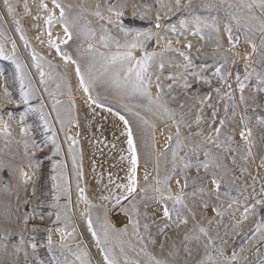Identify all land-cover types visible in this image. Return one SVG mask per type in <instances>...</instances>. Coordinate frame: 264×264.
<instances>
[{
	"label": "rangeland",
	"instance_id": "obj_1",
	"mask_svg": "<svg viewBox=\"0 0 264 264\" xmlns=\"http://www.w3.org/2000/svg\"><path fill=\"white\" fill-rule=\"evenodd\" d=\"M43 2L49 11L59 17L60 10L53 7L52 0H43ZM59 2L70 8V11H66L67 19L77 20V24L71 28L72 39L67 44L60 43L61 40L66 39L61 24L54 23L50 27L45 24L48 12L40 9V0H9L8 5H5L4 0H0V45H2L0 116L3 117L0 122V167H2L0 171V232L7 227L13 233L8 242L7 251H0V264H25V252L29 253L27 264H53L54 257L61 260L67 259L69 264H82V261L77 259V254L81 251L87 253L85 259L88 264H104L101 248L110 251L116 264H153L150 257L168 261V264H185L186 261L187 264H195V260L203 255L204 244L201 242L197 245L194 242L190 245L193 255L189 257L183 251L186 243L183 237L185 232L192 230L197 223L208 229L209 236L214 240L213 248L216 246L223 248L225 255L228 256L235 250L238 253L239 264H245V260L247 264H256L258 258L264 257V243H258L259 234L253 237L249 229L254 227L257 219L264 216V209H257L256 215L250 216L249 220L240 224L243 234L237 235L233 229L237 226V221L241 219L243 212L239 204L247 203L251 207L254 204L251 199L253 188L256 193H259L264 185V167L260 166L261 160L264 159V127L257 125L255 119L249 121L248 126L253 131V146L251 147L252 155L247 156L248 145L239 136L241 127L239 121L245 113V108L239 105L240 93L235 91V76L239 74L243 79L246 63L249 70L253 68L258 72L264 70V63L252 62L259 60L260 56L252 53L247 42L253 41L260 49L261 35L258 32L253 35L243 29L237 31L233 23L232 36L235 47L229 51L230 44L223 25L230 23L225 19V12L228 11L240 19V25L258 28L264 23V9L253 7L249 13L246 9L228 8L229 4L237 5L238 0H223V3H220V0H191L190 9L182 7L177 11L175 0H162L165 5H170L173 9L172 12H167V7L160 8L155 0H128V7L123 16L125 27L137 31L150 30L161 36L167 30L164 27L155 28L159 10L162 17L159 21L161 25H175L177 28L175 34L168 31L169 39L179 46L178 51L186 52L189 57L191 56L188 63L192 66L188 70L184 68L172 70L170 69L172 65L167 66L169 68L164 66L161 71L158 63L154 62L150 68L152 87L149 92L155 99L156 83L162 85L159 103L169 110L168 113H164L154 104L149 105L145 97L121 95L119 90L103 77L92 84L90 91L92 98L106 107L97 108L88 102L89 97L80 87L76 76V65L79 64L83 71L93 62L92 56L88 53L89 44L93 45L97 51L108 55L115 53L117 49L114 45L101 46L99 38L102 35V27H106L108 34L119 39L121 43L125 39L131 40L132 35L125 37L114 24L106 23V20L93 15L99 5V11L106 19L115 20L105 7L106 0H59ZM121 2L123 0H107V3L112 4ZM187 2L188 0H181V5ZM244 2L251 3V0H244ZM25 4L27 11H25ZM133 4L138 6L139 12L143 11L140 5L149 6L145 19H140L139 16L133 18ZM205 4L219 6L212 11H207L204 10ZM8 7L13 9L11 14L7 10ZM196 15L207 19L208 23H212L213 16L217 17L220 28L219 48L216 45L217 34L210 29L201 27L200 33L194 34L196 24L192 17ZM250 15H254L256 19H248ZM181 19L187 21L183 29L179 24ZM15 21L20 22V32L16 30ZM81 29L91 30L95 35L86 39ZM190 34L192 37L189 40ZM21 35L27 40V45L21 39ZM175 35L179 38L175 39ZM50 38L59 45L61 53H66L76 63L65 62L57 50L49 46ZM156 42L154 35L152 40L145 42L143 50L138 48L133 55L139 58L143 51L155 52L158 50ZM189 43L192 47L185 48L184 45ZM13 44H15L14 59L21 65L20 77L24 80L23 88L21 79L17 75L16 64L12 59L6 58L12 57ZM160 52L167 51L161 48ZM33 53L43 59L34 62ZM245 55L250 56L249 61L243 59ZM225 57L227 63H225ZM179 62L185 63L182 57ZM36 63L41 64V68H37ZM200 65L212 67L201 70ZM217 66H223L224 74L230 73L227 84L232 85L231 89L213 75ZM41 71L45 73L43 83H41ZM93 71L99 76L101 71L99 62L95 64ZM187 71L196 72L201 77L197 80L190 75H184L182 78L191 85L189 88L183 87L180 80L173 82L167 78L169 74ZM157 73H159L158 81ZM163 75L165 77H162ZM169 82L173 85L171 90L167 87ZM245 83L251 90L249 96L253 95L255 78ZM216 89L220 90L219 95ZM22 91L30 93L31 98L27 104L21 98ZM228 91L233 93L232 100L224 96V93ZM206 96H210L207 102H205ZM9 100L11 103L8 102ZM57 100L60 103L54 108ZM233 103L238 106L235 117L231 113ZM257 103L261 107L254 113L252 102H248L249 117L255 115L264 117V95L258 98ZM209 104L211 107L208 106ZM225 105L229 106L227 113ZM41 106L45 119H41V111H39ZM108 107L112 109L111 112L106 110ZM214 110L215 118L212 116ZM8 113L12 114L11 118ZM120 116H124L128 121L136 145V191L127 199H122L121 204L116 205V197L127 195L126 189L117 188L116 185L128 183L130 167L127 137L123 134L124 123L119 119ZM141 117L148 121L147 125L143 123ZM197 117L200 118L199 124L196 122ZM221 119L225 123L219 140L225 148L232 151L218 149L215 144H207L204 140L212 129L220 126ZM45 120L50 130L45 129ZM69 121H75V124ZM159 122L166 138L164 148L158 146V131H155ZM177 125L183 143L178 150L176 172L172 173V149L175 147ZM5 127L8 129L7 133L4 131ZM198 132L202 135H196ZM68 136L78 141L72 155L69 154L71 141L67 140ZM169 136L172 137L171 142H168ZM228 136L233 137V143H227ZM50 138H54L59 145L60 152L57 155H53L55 145ZM197 144L201 146V149H210L214 154L221 155V163L224 167L210 169L208 173L203 168L198 170L197 161L203 162L204 156L202 150L196 156H191V149ZM186 152L189 153V163L192 166L181 172L179 157L184 156ZM157 153H160L159 156ZM73 155L76 157V168L73 167ZM53 163L62 164V169L58 168L56 172H53ZM77 169L82 173V178L77 175ZM21 170L32 177L27 184H24L20 178ZM60 172L63 174V179L58 176L55 181L60 188L54 189L51 177ZM212 172L217 174L221 182L218 196L213 192L210 181ZM169 174L172 178L168 181V187L173 195L180 192L185 176L188 179V187L184 189V204L175 206L188 220L187 225L177 227L175 213L171 220L165 221L162 218V209L166 206L171 210L172 202L167 200L164 204L157 203L159 193L152 190L142 191V189H155L157 180ZM194 180L195 183H193ZM177 181H180L179 186ZM65 188L67 194L63 191ZM80 188L84 189L83 195L91 207L80 199ZM200 189L204 191L200 192ZM54 197L58 198L54 199ZM245 197L249 199L245 201ZM256 198L264 199L261 196ZM234 200L239 201V204L233 203ZM230 204L231 208H229ZM216 211L223 215L217 216ZM57 213L61 217L59 221L56 220ZM25 216L30 217L27 227L21 223ZM89 220L92 222V231L88 228ZM210 220L211 224H209ZM133 222L138 225L135 229ZM145 224L149 226L147 231L144 228ZM165 224L168 226L161 233L159 228L164 227ZM109 225L105 243L103 233ZM33 226L39 229L34 233L38 245L35 256L27 243L20 253L13 252L12 243L18 242L20 233L24 234V239L27 241L33 234L31 232ZM49 228L53 229L51 235L55 251L52 254H49L46 246ZM57 228L63 229L65 236L69 232L74 233L73 237H68L66 240V247L62 254L60 233L55 231ZM93 232L97 233L95 237ZM244 234H247V237ZM97 239L101 240L100 244L96 243ZM206 239L207 237L201 236V241ZM173 244L179 249L178 258L168 255ZM257 246L260 257L255 254ZM67 248H71L72 251L69 252ZM241 248L243 251L240 250ZM145 251L148 255L144 254ZM209 251L215 257L216 253L212 251V248Z\"/></svg>",
	"mask_w": 264,
	"mask_h": 264
},
{
	"label": "snow or ice",
	"instance_id": "obj_2",
	"mask_svg": "<svg viewBox=\"0 0 264 264\" xmlns=\"http://www.w3.org/2000/svg\"><path fill=\"white\" fill-rule=\"evenodd\" d=\"M155 2L160 6V8H164L167 7V12H172L173 9L170 5H165L162 0H155ZM5 5H8L9 0H4ZM220 3H223V0H220ZM52 4L53 7L55 9H59L60 10V15L59 17H56L51 11L48 10L47 6L44 4L43 0H40V4L39 7L41 10L43 11H47L48 15L47 18L45 19V24L48 25L49 27L52 26L54 23H59L63 26L64 29V35L66 37V39H63L60 41V43L62 44H67L68 41H70L72 39V26L77 24V20L74 19L72 21H69L66 17V11H70L69 6H66L64 4H61L59 2V0H52ZM175 5H176V10L179 11L182 7L184 9H190L191 8V0H188L187 3L181 5V0H175ZM219 5H210V4H205L204 5V10L207 11H212L214 8L218 7ZM99 5H97V10L93 13V15H95L96 17H98L101 20H106V23L109 24H114V26H116L119 31L121 33H123V35L125 37H128L129 35H132V39L128 40L125 39L123 43H121V41L119 39H116L114 37H112L111 35L108 34V29L106 27H102L101 31H102V35L100 36V44L103 47H108L109 45H114L117 49V51L115 53H111L108 55H105L102 52L97 51L93 45L89 44L88 47V53L92 56V63L88 64L86 66V68L82 71L81 67L79 64L76 65V76L79 79L80 82V87L83 89L84 93L86 95H88L89 97V103L92 105H95L97 108H105L106 106L101 103L100 101L93 99L91 96V86L92 84H94L98 79L100 78H106L107 81L116 89L119 90L121 95H128V96H132V95H138V96H142L145 97L148 101L149 105H155L157 107L158 110H162L164 113H168L169 110L161 105L159 103L160 101V92L162 90V85H160L158 82L156 83V88H157V93H156V97L155 99H153L151 93L149 92V89L152 87V73L150 72V68L152 67L153 62H157L158 63V67L159 69L162 71L164 68V62H163V52L157 54L156 52H147V51H143L142 55L139 58H136L133 55V52L136 49H141L143 50L145 48V42L146 41H150L153 39V36H156L157 40H163L166 39L165 37L159 36L158 33L154 34L152 33L150 30L149 31H137L135 29H130L125 27L124 21H123V16H124V12L128 7V0H123V2L119 3V4H112V3H105V7L107 9V11L111 14V16L115 17V20H112L111 18H105L101 12L99 11ZM140 8L143 9L142 12L137 11L138 6L136 4L132 5V9H133V18H135L136 16H139L140 19H145L147 17L148 11H149V6L148 5H140ZM253 7H258L260 9H264V0H251V3H245L244 0H238V4L237 5H233V4H229L228 8L229 9H236V8H240V9H246L249 13H251L252 8ZM8 12L11 14L13 12V9L11 7H8ZM25 11H27V5L25 4ZM167 15V13L165 14V16ZM78 16V14H77ZM195 24H196V33L194 34H199L201 31V27L206 28V29H210L212 32H215L217 34V40H216V45L217 48L220 47V41L218 39L219 37V32H220V28L219 25L217 23V17L213 16L212 19V23H208L207 19H202L200 16L196 15L192 17ZM162 19L159 10L157 11V15H156V23H155V28L156 29H160L162 27H164L167 31H170L172 33H176L177 32V28L175 25H161V23L159 22ZM225 19L228 20L230 23H225L223 25V30L224 32L227 34L228 36V40H229V44H230V48L228 49L229 51H231L232 48L235 47V44L233 43V36H232V31H233V23L236 26L237 31H240L241 29H243V31L245 32H249L252 33L253 35L256 34L257 32L261 35V48L258 49L257 45L251 41L248 40V44L252 49V53L260 56L259 60H253V63L256 64H261L264 63V23L260 24L258 28H250L247 25H240V19L236 16L233 15L231 12L226 11L225 12ZM248 19L251 20H255L256 17L254 15H250L248 17ZM15 23L17 24V31L20 32L21 29L19 27V21H15ZM180 24V28L183 29L185 28L187 21L184 19H181L179 21ZM81 31L83 32L84 36L86 39H90L92 38L95 34L91 31V30H84L81 29ZM49 36L51 37V32H49ZM203 39V37H201ZM21 39L24 40L25 44L27 45V40L24 38L23 35H21ZM172 41L171 39H168L167 44L164 47V51H172V47H171ZM49 46L52 48H55L57 50V53L60 54L62 56V58L65 60V62L71 61L72 63H76V61H73L72 58L70 56H68L66 53H61L60 52V47L59 45L56 43L55 40H52L51 38L49 39ZM185 48L190 49L192 47V45L186 44L184 45ZM121 49H123V51H121ZM0 52H2V45H0ZM177 55H179L180 57L183 58V61H185V63L183 64H177L175 65L176 67H182L185 70H188L192 65H190V63H188L190 61V57L186 52H182V51H177ZM160 57V60L157 61V57ZM15 57V44H13V55L12 57H6L9 59L13 60V63L16 64V71H17V75L18 78L21 79V87H24V80L23 77H20V72H21V65L14 59ZM32 59L34 62H36L38 59L42 60V57H37L35 53L32 54ZM225 63H227V58L225 57ZM243 59L245 61H249L250 56L249 55H245L243 57ZM99 62L100 63V67H101V71L99 76L97 75L96 72L93 71V68L95 67V64ZM35 66L37 68H41V64L36 63ZM206 67H212L211 65H200L201 70H203ZM222 67L223 66H217L215 67V71L213 72V75L215 77H218L222 82L227 84V78L228 75H230V73L228 74H224L222 72ZM45 73L43 71L40 72V76H41V83L44 82L43 78H44ZM184 75H190L192 77H194L197 80H200L201 77L199 76L198 73L196 72H191V71H187L186 73H177V74H169L168 75V79L172 80L173 82L179 81L182 76ZM87 77V78H86ZM252 78H255V85L252 88V92L253 95L246 97L244 95L246 88H248L249 86L245 83V81H249ZM159 80V73H157V81ZM235 83H236V89L235 91L239 92V105H243L245 108V113L241 116V120L239 121V126L240 127V131H239V136L240 139L242 141L245 142L246 145H248V151H247V156H251V147L252 145V139H253V131L251 128H249L248 124L249 121L251 119H255L256 124L264 127V117L260 116V115H255L253 117H249L247 115V108L249 106L248 102L251 101L252 102V111L255 113L257 108L261 107L257 101L258 98L261 95H264V70L261 71H256V69H251L249 70L248 68V64H245V71L243 74V79L241 78V76L239 74H237L235 76ZM168 89L171 90V88L173 87L172 84H169ZM183 87L185 88H189L191 87L190 84L187 83V81H185ZM227 87L229 89L232 88L231 84H227ZM217 92V94L219 95L220 90L216 89L215 90ZM5 95L7 96V92H5ZM224 96L227 97L228 100H232L233 99V93L232 91H228L224 93ZM21 98L23 100V102L25 104L28 103L30 97V93L27 91H22L21 93ZM223 98V97H222ZM210 99V96H206L205 97V102H207V100ZM9 103H11V100L8 101ZM60 101H55L54 103V108L56 104H59ZM209 107H211V105H208ZM181 107H183V105H181ZM236 108H237V104L233 103L231 105V113L232 116L235 117L236 116ZM32 111H37L38 109H30ZM107 111L111 112L112 109L110 107L106 108ZM39 111H41V119H45L44 115H43V111H42V106L41 109H39ZM229 111V106L225 105V112L227 113ZM114 115L116 113H113ZM9 117L11 118L12 114L8 113ZM213 118H215L216 116V111L214 110L212 113ZM119 119L121 121H123L124 123V133L127 137V150L130 153V167L128 170V183L126 185H116L117 188H123L126 189L127 195L123 196V197H116V205L121 204V200L122 199H127L128 196L132 195L135 191H136V166H137V151H136V145L134 143V138H133V131L132 129L129 127L128 125V121L125 120L124 116H120ZM3 117L0 116V122H2ZM141 120L143 121V123L145 125L148 124L147 120H144L141 117ZM62 124L64 123V121H60ZM73 124H75V121H69ZM197 124L200 123V118L197 117L196 120ZM225 121L223 119L220 120L219 124L220 126L215 127L214 129L211 130V133L204 137V140L207 144H215L216 148L218 149H223L224 151H232V149L229 148H225L224 144L222 142H220L219 138L221 135V131H222V127L224 125ZM45 129H49V125L47 123V121L45 120V124H44ZM50 130V129H49ZM4 131L7 133L8 129L7 127H5ZM21 132H24V129H21ZM77 135H79L77 133ZM196 135H202V133H196ZM52 139V143L55 145V150L53 151V155H57L60 152V148L59 145L56 144V141L54 138H50ZM67 140L71 141V143L69 144V154L72 155L76 145L78 144V141L72 137V136H68ZM172 141V137L169 136L168 137V142ZM100 143H103V141H100ZM182 139L180 137V132H179V126L177 125V132H176V141H175V147L172 149V157H173V168H172V173L176 172L177 169V164H176V159L178 156V150L181 149L182 147ZM227 143L231 144L233 143V137L232 136H228L227 137ZM203 151V156H204V160L203 162H199L197 161V169L199 170V168H203L205 170L206 173L209 172L210 169H221L223 168V164L221 163L222 157L219 154H214L210 149H201V146L199 144L195 145L192 147L191 149V156H196L197 153L199 151ZM73 167L76 168V157L75 155H73ZM124 157H122L123 159ZM180 159V171L184 172L186 169H189L192 165L189 163V153H185L184 156L179 157ZM31 166V165H30ZM261 167H264V159L261 160ZM63 165L62 164H57V163H53L52 165V170L53 172H56L58 168L62 169ZM0 171H2V167H0ZM77 175L80 176L82 178V173L80 172L79 169H77ZM59 178L63 179V174L62 172L58 173L57 175H53L51 177L53 183V188L54 189H59L60 185L56 184L55 181H57ZM20 178L23 181L24 184H27L32 177L29 176L27 173H25L23 170L20 171ZM172 178V175H166L163 177V179H158L157 180V187L155 189H142V191H155L156 193H159V198L157 199V203H161L164 204L165 201L170 200L173 204V208L170 210L168 207H163L162 209V218L165 221L171 220V217L173 215V213H175L177 220L175 221L176 226L179 227L180 225H187L188 224V220L181 214V212L175 207L176 205H183L184 204V189L188 187V179L185 176L184 179V183L181 186L180 192L176 193L175 195L172 194L171 189L168 187V181ZM145 179L147 180V176L145 177ZM201 180H203V178H201ZM210 181L211 184L213 185V192H215L218 196L219 194V190L221 188V182L220 179L217 177V174L215 172L211 173L210 176ZM253 181L255 182V178H253ZM193 183H195V180L193 181ZM177 185H180V181H177ZM63 191L65 192V194H67V189H63ZM204 189H200V192H203ZM80 192V199L85 203V204H89V201L87 200V198L83 195L84 189L80 188L79 189ZM193 195L195 196V193H193ZM257 196H261L264 197V185H262L261 187V191L259 193H256L255 189L253 188V192L251 194V199L254 201V204L249 207L247 205V203L244 204H239V201L234 200L233 203L239 204L240 207L243 208V212L241 214V219L239 221H237V226L233 229L234 231H236L237 235H241L242 233V229L240 228V224H242L244 221L249 220L250 216H254L257 213V209H264V199H257ZM58 197H54V199H57ZM104 199H108V197H104ZM249 199V197H245V201H247ZM207 205H205L206 207ZM89 207H91V205L89 204ZM115 207V205H114ZM232 205H229V208H231ZM135 208H133V212H135ZM33 213L35 214V209L33 210ZM51 215V213L49 214ZM216 215L217 216H222L223 213L216 211ZM29 219L30 217L25 216L23 218V220L21 221V223L27 227L28 223H29ZM61 219L60 214L57 213L56 214V220L59 221ZM65 219H67V217H65ZM193 219H195V216H193ZM212 221H209V224H211ZM168 225L165 224L164 227L159 228V231L161 233H163L165 231V227H167ZM108 227L106 226L103 236H104V242H107V238H108ZM133 227L134 229L136 227H138V225L133 222ZM148 225L145 224L144 228L145 231H147L148 229ZM88 228L89 231H92V222L91 220L88 221ZM39 229L36 228L35 226H33V228L31 229V232L33 233L32 235L29 236L28 240L25 241L24 239V234L20 233L19 235V240L18 242H14L12 243V250L15 253H20L23 250V246L25 245V243H27L28 247L31 249V252L33 254V256H35L36 250H37V241H36V237L34 235V233L38 232ZM47 231L49 232V235L46 237V246L48 249L49 254H52L55 249H54V245H53V239H52V235L51 233L53 232V229L49 228L47 229ZM55 231L60 233V243H61V254L63 253L64 247H66V240L68 239V237H73L74 233L69 232L67 233V236H65L64 234V230L63 229H55ZM249 232L252 234L253 237H255L257 234H259V239H258V243H264V216H261L259 219L256 220L254 227L249 229ZM93 236L95 237L97 235V233L93 232L92 233ZM13 235V233L6 227L4 229L3 232H0V251H7L8 249V242L11 239V236ZM137 235H139V233H137ZM247 237V234H244ZM201 236L207 237V239L205 241H201ZM183 240L185 243L184 249L183 251L189 256L191 257L193 255V249L190 245H192L194 242L198 245L199 243H203L204 244V251H203V255L199 256L196 260H195V264H239L238 261V253L233 250L232 254L230 256L225 255V250L219 246L216 247H212L214 245V240L209 236L208 233V229L200 226L199 223L195 224L193 226V229L185 232ZM97 244L101 243V240L97 239L96 241ZM226 243V241H225ZM43 246V245H41ZM161 248H163V245H161ZM212 248V251H214L216 253L215 257L213 255H211L209 249ZM67 250L69 252L72 251L71 248H67ZM241 251H243V248L240 249ZM101 253L103 254V258H104V264H116V260L114 258L111 257L110 251L108 249L105 248H101L100 249ZM143 251V250H142ZM197 251H199V248L197 247ZM145 255H148V253L145 251L144 252ZM258 257H260V253H259V247L257 246L256 249V253H255ZM28 255L29 253L25 252V264H27L28 261ZM169 257H173V258H178L179 256V249L176 248V246L173 244L172 247L169 249V253H168ZM87 256V253L81 251L79 254H77V259L82 261V264H88L87 260L85 259V257ZM150 259H152L153 264H168V261L162 260V259H156L154 257H150ZM53 264H69V262L67 261V259H59L54 257L53 258ZM185 264H187V261L185 262ZM245 264H247V261L245 260ZM256 264H264V257H260L257 259Z\"/></svg>",
	"mask_w": 264,
	"mask_h": 264
},
{
	"label": "bare ground",
	"instance_id": "obj_3",
	"mask_svg": "<svg viewBox=\"0 0 264 264\" xmlns=\"http://www.w3.org/2000/svg\"><path fill=\"white\" fill-rule=\"evenodd\" d=\"M171 33V32H170ZM169 35V32L168 31H165V34L163 33L161 36L162 37H165L166 39H163V40H157V42H156V45L158 46V50H156L155 52L157 53V54H159V53H161L160 52V49L161 48H164L165 47V45L167 44V42H168V39H169V37L170 36H168ZM190 37H192V34H190L189 35V40H190ZM177 38V36L175 35V39ZM178 38H179V36H178ZM177 38V39H178ZM173 39H174V37H173ZM177 43V42H176ZM171 47H172V51H167V52H164L163 53V62H164V66L165 67H167V66H172L170 69H178V68H182V67H176L175 65H177V64H181L180 62H179V60L181 59V57L179 56V55H177V51H178V49H179V46L178 45H176V44H174L173 42H172V44H171ZM191 57V56H190ZM160 60V57L158 56L157 57V61H159ZM192 62V61H191ZM154 63H156L157 64V62H154ZM167 68H169V67H167ZM182 70V69H181ZM162 77H165L164 75L162 76ZM183 77V76H182ZM180 84L183 86L184 85V83H185V80L183 79V78H181L180 79ZM168 84H170V82L168 83ZM250 92H251V90H249V88H246V90H245V93H244V95L247 97V96H249V94H250ZM238 107V106H237ZM240 108V107H239ZM188 113V112H187ZM163 119V118H162ZM156 122V121H155ZM140 124V123H139ZM162 129H163V127H162V125H161V123L159 122L158 124H157V128H156V130L155 131H158V146H160V148H164V146H165V144H166V138H165V134H163V132H162ZM159 148V147H158ZM160 150V149H159ZM155 151V150H154ZM153 151V152H154ZM157 151V150H156ZM158 154H160V153H157V155ZM159 156V155H158ZM154 157H155V155H154ZM235 157V156H234ZM236 158V157H235ZM155 160H157V159H155ZM159 160V159H158ZM157 166H158V164H157ZM117 218V217H116Z\"/></svg>",
	"mask_w": 264,
	"mask_h": 264
}]
</instances>
